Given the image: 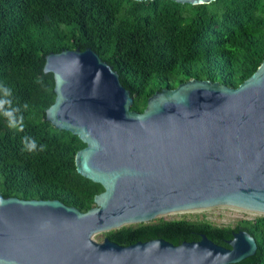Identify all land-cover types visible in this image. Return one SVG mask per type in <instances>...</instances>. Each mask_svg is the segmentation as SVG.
Wrapping results in <instances>:
<instances>
[{"label":"water","instance_id":"95a60500","mask_svg":"<svg viewBox=\"0 0 264 264\" xmlns=\"http://www.w3.org/2000/svg\"><path fill=\"white\" fill-rule=\"evenodd\" d=\"M44 72L54 74L56 92L47 119L86 144L77 169L104 190L87 211L0 194V264H232L256 253L243 229L230 247L206 234L178 245L95 235L218 205L264 213V60L236 87L192 78L158 90L142 112L91 47L50 52Z\"/></svg>","mask_w":264,"mask_h":264},{"label":"trees","instance_id":"16d2710c","mask_svg":"<svg viewBox=\"0 0 264 264\" xmlns=\"http://www.w3.org/2000/svg\"><path fill=\"white\" fill-rule=\"evenodd\" d=\"M88 47L119 72L140 112L156 91L192 78L236 87L264 60V0H0L1 195L60 199L87 211L104 190L77 169L76 154L86 144L47 119L56 92L54 74L44 72L46 55ZM241 229L258 248L232 264H264V217L234 227L161 217L104 232V238L123 245L164 238L178 245L206 234L230 247Z\"/></svg>","mask_w":264,"mask_h":264},{"label":"rangeland","instance_id":"374dc122","mask_svg":"<svg viewBox=\"0 0 264 264\" xmlns=\"http://www.w3.org/2000/svg\"><path fill=\"white\" fill-rule=\"evenodd\" d=\"M161 217L166 219H206L215 225L234 227L244 219L260 218L264 217V214H257L232 205H218L209 208L165 214L159 218ZM95 238L97 240H103L104 232L95 235Z\"/></svg>","mask_w":264,"mask_h":264},{"label":"bare ground","instance_id":"6f19581e","mask_svg":"<svg viewBox=\"0 0 264 264\" xmlns=\"http://www.w3.org/2000/svg\"><path fill=\"white\" fill-rule=\"evenodd\" d=\"M236 207H239V206H236ZM240 208H242V207H240ZM243 209L249 210V211H251V212H255V213H257V214H264V213H262V212H260V211L253 210V209H248V208H243Z\"/></svg>","mask_w":264,"mask_h":264},{"label":"clouds","instance_id":"9594fccd","mask_svg":"<svg viewBox=\"0 0 264 264\" xmlns=\"http://www.w3.org/2000/svg\"><path fill=\"white\" fill-rule=\"evenodd\" d=\"M3 104V102L2 101H0V105H2ZM8 115H10V113H8Z\"/></svg>","mask_w":264,"mask_h":264}]
</instances>
